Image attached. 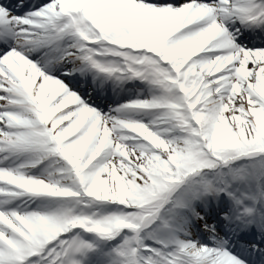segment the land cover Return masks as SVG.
<instances>
[{
    "label": "snow or ice",
    "instance_id": "6c2138e0",
    "mask_svg": "<svg viewBox=\"0 0 264 264\" xmlns=\"http://www.w3.org/2000/svg\"><path fill=\"white\" fill-rule=\"evenodd\" d=\"M17 8L0 3V264H264V46H243L264 43V0ZM74 73L150 95L102 112Z\"/></svg>",
    "mask_w": 264,
    "mask_h": 264
},
{
    "label": "bare ground",
    "instance_id": "6f19581e",
    "mask_svg": "<svg viewBox=\"0 0 264 264\" xmlns=\"http://www.w3.org/2000/svg\"><path fill=\"white\" fill-rule=\"evenodd\" d=\"M236 25H239L238 22H237ZM237 38H238V37H237ZM237 38H236V39H237ZM243 46H244V43H243ZM71 67H72V64H71V63H68V64H66L65 67H64L63 69H61V70H68V69H70ZM81 77H85V78H81ZM74 78H75V80H77V79H82V80L84 81V83H86V84H90V85L92 86V88H93L97 93H100V94L102 93L101 90H100V88H99L101 84H102L103 87H106V86L109 87V91H115V90H118V89H119V87H116V86H112V85H111V86H108L107 83H106V81H102V80H100V79H98V78H96L95 83H94L93 80L89 79V78H92V79H93V75H91V74H85V75L81 76L80 73H74ZM128 86H129L130 88H128L129 91H128L127 96L130 97V100H134V98L137 96V95L134 93V88H135L136 86H134L133 83H128ZM131 97H132V98H131ZM121 100H122V99H120L119 101H121ZM130 100H129V101H130ZM115 105H116V104H115ZM37 172H38V169H32V173H33V174H36ZM39 203H40V206H38ZM30 205H34L35 208H37V207L43 208V207L46 205V203H45L44 199L41 198V199L34 200V201L30 202Z\"/></svg>",
    "mask_w": 264,
    "mask_h": 264
}]
</instances>
